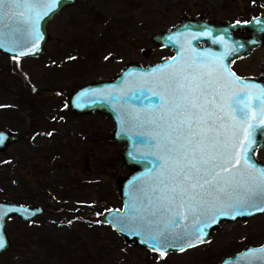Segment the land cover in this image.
Here are the masks:
<instances>
[{
	"label": "rangeland",
	"instance_id": "rangeland-1",
	"mask_svg": "<svg viewBox=\"0 0 264 264\" xmlns=\"http://www.w3.org/2000/svg\"><path fill=\"white\" fill-rule=\"evenodd\" d=\"M186 12L245 18L264 12V0H76L49 20L44 49L17 59L33 90L0 52V129L20 135L0 151V199L44 208L35 218L6 221L11 244L1 264H215L264 240L259 213L221 221L205 242L161 258L128 244L99 220L107 208L121 206L116 179L128 171L119 155L122 143L108 140L113 126L108 116L70 111L63 93L110 78L128 61L146 64L143 46L154 49L151 60L167 55L152 33ZM259 52L239 60L237 70L256 71L264 48ZM257 156L264 159V148Z\"/></svg>",
	"mask_w": 264,
	"mask_h": 264
},
{
	"label": "snow or ice",
	"instance_id": "snow-or-ice-1",
	"mask_svg": "<svg viewBox=\"0 0 264 264\" xmlns=\"http://www.w3.org/2000/svg\"><path fill=\"white\" fill-rule=\"evenodd\" d=\"M59 3L60 0H0V26L8 27L5 19L17 17L19 26L15 31L20 41H31L30 51L35 52V42L42 38L38 23ZM13 8L28 13L42 10L31 16L24 11L11 13ZM200 35L211 36V32ZM174 39L168 38L169 42ZM213 43L225 42L220 37ZM3 47L5 44L0 41V48ZM243 47L226 46L225 55ZM23 54L14 55L13 59ZM221 70L235 77L223 64L210 71L189 65L164 72L161 66L154 70L161 73L156 82L159 90L148 89L144 93L156 99V115L150 114L141 125L151 126L153 131L139 135L141 142L149 143L153 149L150 154L156 158L159 172L147 190L139 189L140 196L135 203L129 202L127 212L113 215V222L121 232L140 237V242L161 258L168 249L185 251L195 246L194 241L205 242L206 229L221 219L264 213V168L253 162L258 143L255 137L258 131L264 132V87L239 77L228 80ZM93 94L105 95L102 91ZM112 99L118 101L120 97L113 95ZM123 123L121 132L125 131ZM6 138L0 134V144ZM142 158L132 155L134 161ZM35 211L38 210L0 206V221L9 213L32 215ZM5 244L0 235V249ZM245 257V264H264V248L238 257L237 264Z\"/></svg>",
	"mask_w": 264,
	"mask_h": 264
},
{
	"label": "water",
	"instance_id": "water-1",
	"mask_svg": "<svg viewBox=\"0 0 264 264\" xmlns=\"http://www.w3.org/2000/svg\"><path fill=\"white\" fill-rule=\"evenodd\" d=\"M76 0H60V3L54 10V12L43 17L38 23V30L41 34V39L36 41L37 50L31 52L30 49L33 47L31 41L21 42L15 29L19 26V21L17 17L11 16V13H19L21 11L25 12V15L34 16L36 11H41V8L35 9L32 13H28L25 9H11V18H6L5 23L8 27L0 26V41L5 44V47L0 48V52L5 53L11 57L18 55L23 52L25 54L19 55V58L25 56H33L39 54L45 47V44L49 38L48 22L49 20L62 8L75 3ZM257 20L260 23H257ZM193 18L186 13L181 17V20L172 27L156 31L152 34V39L154 42L161 46L171 45L174 50V55L171 57H165L159 60L157 63L151 62V55L153 53V48L150 46H143L140 48V53L143 57L147 59L146 64H142L139 61H128L124 66L112 77L94 79L90 81L83 82L75 87L71 88L65 95V103L68 109L77 114H85L90 112H97L109 116L113 121V126L111 128L108 140L112 143L120 142L122 143V148L119 152L120 159L124 166L128 168V171L124 175H118L116 179L118 194L121 199L120 207H109L104 212L100 213L99 220L110 225L128 244H137L142 247L149 248L148 245L142 244L140 242V237H131L126 232H121L119 227L113 222V215L117 213L127 212L128 204L130 201L136 202L137 198L140 196L139 189L147 190L149 184L152 183V178L159 172L156 168V158L150 153L153 151L149 143H142L140 133L149 134L153 131V128L148 125H142L143 121L151 114L156 115L155 104L156 99L154 97L145 96L144 93L148 89L158 91L156 88V82L161 75L160 72L154 71L163 66L164 72H168L172 69L178 67L187 68L191 65L193 68H199L202 70H212L217 67L204 60L208 56H213L214 53H218V49L207 50L204 46L198 45V41L203 38L200 35L202 32H211L212 37L219 41L220 37H223V44H227L230 40L227 36L230 35V31L233 29L247 31V35H238L232 40L233 47L237 44H243L244 47L240 48L239 51L235 53H230L231 56H241L247 52L253 46L260 44L259 38L264 36V13H260L252 16L247 21H240L237 25L236 22H213V24L205 26L204 29L201 26V22H195ZM248 22V23H245ZM169 37H175V39L169 42ZM195 37V38H194ZM255 41V43H252ZM14 49L9 51L8 49ZM172 57H176L177 60L173 62ZM221 64L225 65L228 71L235 73L233 70L228 68L227 63H224L223 58L220 60ZM221 74L228 80H233L235 77L241 78L242 81H246L250 84H256L264 87V63L263 69L258 77L255 76H243L235 73V77H229L227 72L221 70ZM234 87H239V85H234ZM104 92L105 95H94L93 93ZM111 91L112 95H108ZM119 96L118 101H113L112 96ZM139 117V120L135 119ZM121 121H123L124 132H121ZM0 134L6 136V140L3 144H0V151L7 148L10 143L19 141L20 135L10 129H0ZM257 146L255 147V155L253 157V162L258 168H264V160L257 157V149L264 146V132L257 133L255 137ZM137 157H143L138 161L132 159V155ZM151 173V175H149ZM139 178V179H138ZM0 206L5 208L15 207V208H26L35 211V214H21L19 212L9 213L7 216L0 221V235L4 236L6 241L5 247L0 249V264L1 257L3 253L10 247L11 241L6 230V221L13 216H18L21 219H31L43 212V207L39 204H26L17 203L10 200L0 199ZM137 206H139L137 204ZM111 210V211H109ZM261 212H256L251 216L259 214ZM251 216L237 217L241 221L249 218ZM233 220V219H221L220 222L206 229L207 236L204 237L206 241L216 230L221 221ZM235 220V219H234ZM183 223H187L184 221ZM195 245L202 243L194 241ZM264 248V240L257 245H245L240 250L220 258L215 264H237L238 257H244L245 253H249L250 250H258ZM150 249V248H149ZM176 250V249H168ZM255 255L259 256L261 253L256 252ZM246 257L240 260L238 264H245ZM259 264V262H258Z\"/></svg>",
	"mask_w": 264,
	"mask_h": 264
},
{
	"label": "flooded vegetation",
	"instance_id": "flooded-vegetation-1",
	"mask_svg": "<svg viewBox=\"0 0 264 264\" xmlns=\"http://www.w3.org/2000/svg\"><path fill=\"white\" fill-rule=\"evenodd\" d=\"M260 13H264V12H259V13H256V14H251L248 17H245V18H238V17L235 16L233 18L222 19L221 17L220 18H214V17L206 16L205 14H203L201 12L200 13H187L186 12V14H188L190 16V18H193V21L196 20L197 22H201L202 28H200V29H204L205 26L207 27L208 25L213 24V22H222V21H224V22L231 23V22H234V21H237V20L247 21L252 16L257 15V14H260ZM182 15H181V17H182ZM181 17L174 24H172V25H170V26H168L166 28L172 27L175 24H177L181 20ZM229 33H230L231 36H227V38L230 40V42L227 43V44H223V43H213V41H217V40L212 37V35H213L212 33H211V36H203L204 39H202V40L200 39L198 41V45L204 46L207 50H209V48H211V49L213 48V49H218L219 50V52L218 53H214L213 56H208L207 58L205 56L204 60L206 59L207 61H209L210 63H212L213 65H215L217 67V69H220V65H221L220 60L223 58V61H224V63H227L228 68L230 70H233L235 73H237L239 75H243V76H255V77H258L260 75L262 69H263L264 56H262V58H260L259 64H258L257 68L255 69L256 71H252V72H239L237 70V68H236V63L239 60H241L243 57L247 56L248 54H252L254 52L261 51L262 48H264V36L261 37V38H259L260 44H257L255 46H253L252 48H250L247 52H245L241 56H231L230 54L225 55V52L227 50L226 49V46H227V48L233 47L232 40L234 39V37L238 36L239 34L240 35H247L248 32L247 31H241V30L233 29ZM154 43L157 46V48H166V49H168L169 50V53L167 55H165V56L160 57V58L152 59L151 60L152 63H157L162 58H165V57L167 58V57H171V56L174 55V50H173V48H172L171 45L161 46V45H159L156 42H154ZM153 53H154V49H153ZM262 53L263 52H259V55H262ZM263 80H264V77H263ZM261 148H264V146L261 147ZM261 148H258L257 149V152ZM262 160H264V159H262Z\"/></svg>",
	"mask_w": 264,
	"mask_h": 264
},
{
	"label": "trees",
	"instance_id": "trees-1",
	"mask_svg": "<svg viewBox=\"0 0 264 264\" xmlns=\"http://www.w3.org/2000/svg\"><path fill=\"white\" fill-rule=\"evenodd\" d=\"M10 60L12 61L11 63V69H12V71H14L15 73L19 70L20 71V73H21V75L23 76V78L25 79L24 80V85H26L28 88H29V90H33V89H35L34 87H33V85H32V83L30 82V80H28L27 79V77L24 75V73H22V71L19 69V66L17 65V59H13V57H11L10 56ZM17 101L18 100H22L23 102H25V101H27L26 99H24V98H22V97H19V98H17L16 99ZM11 115V114H10ZM156 254H158V253H156ZM157 256H159V254L157 255Z\"/></svg>",
	"mask_w": 264,
	"mask_h": 264
}]
</instances>
